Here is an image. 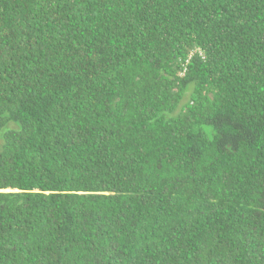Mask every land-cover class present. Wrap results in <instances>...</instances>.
Segmentation results:
<instances>
[{"label":"trees","instance_id":"1","mask_svg":"<svg viewBox=\"0 0 264 264\" xmlns=\"http://www.w3.org/2000/svg\"><path fill=\"white\" fill-rule=\"evenodd\" d=\"M0 264H264V0H0Z\"/></svg>","mask_w":264,"mask_h":264}]
</instances>
